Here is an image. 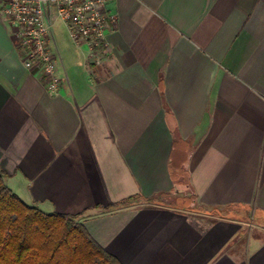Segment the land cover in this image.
I'll use <instances>...</instances> for the list:
<instances>
[{"label": "crops", "instance_id": "crops-1", "mask_svg": "<svg viewBox=\"0 0 264 264\" xmlns=\"http://www.w3.org/2000/svg\"><path fill=\"white\" fill-rule=\"evenodd\" d=\"M108 7L99 63L50 14L54 95L0 11L4 183L122 264H264V0Z\"/></svg>", "mask_w": 264, "mask_h": 264}, {"label": "trees", "instance_id": "trees-1", "mask_svg": "<svg viewBox=\"0 0 264 264\" xmlns=\"http://www.w3.org/2000/svg\"><path fill=\"white\" fill-rule=\"evenodd\" d=\"M5 175L0 169V264H122L77 215L26 204L4 183Z\"/></svg>", "mask_w": 264, "mask_h": 264}, {"label": "built area", "instance_id": "built-area-1", "mask_svg": "<svg viewBox=\"0 0 264 264\" xmlns=\"http://www.w3.org/2000/svg\"><path fill=\"white\" fill-rule=\"evenodd\" d=\"M109 0H0V11L15 30L17 46L22 50L26 69L40 72L48 94L59 91L61 79L56 70V56L49 48V16L66 25L77 44L84 43L89 56L100 62L101 52L109 46L107 28L117 20L108 7Z\"/></svg>", "mask_w": 264, "mask_h": 264}, {"label": "rangeland", "instance_id": "rangeland-1", "mask_svg": "<svg viewBox=\"0 0 264 264\" xmlns=\"http://www.w3.org/2000/svg\"><path fill=\"white\" fill-rule=\"evenodd\" d=\"M56 23H57L58 25L62 26L64 29H66V27H65L66 25L64 24V22H63L62 20L57 19V20H56ZM56 23H55V26L57 25ZM64 25H65V26H64ZM67 30H68V29H67ZM67 30H66V32H67ZM67 34H68L69 38L71 39L70 34H69V31L67 32ZM71 40H72V39H71ZM72 41H73V40H72ZM187 195H188V197L190 198L191 201H194L195 198H194L193 194H192L190 191L187 192ZM103 208H107V207H103Z\"/></svg>", "mask_w": 264, "mask_h": 264}]
</instances>
